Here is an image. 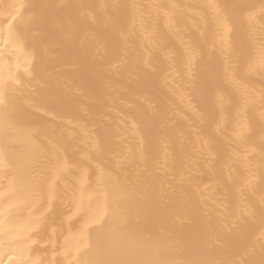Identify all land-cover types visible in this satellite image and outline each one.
Returning <instances> with one entry per match:
<instances>
[{"label": "bare ground", "instance_id": "1", "mask_svg": "<svg viewBox=\"0 0 264 264\" xmlns=\"http://www.w3.org/2000/svg\"><path fill=\"white\" fill-rule=\"evenodd\" d=\"M213 3L245 4L258 10L264 0H0V77L12 81L7 112L0 108V118L7 114L18 128L32 130L38 143H62L73 161L87 151L92 139H99L105 146L104 164L133 179L140 163L129 152L135 155L138 141L145 140L154 181L136 189L144 199L136 201V206L128 205V221L113 237L114 247L148 236L150 242H157L164 228L168 233L164 242L178 245L189 258L264 264V249L258 240L264 223L259 214L230 216V234H225L219 219L225 196L223 179L230 171L244 174L243 163L234 164L231 170L226 166L231 163L229 156L246 147L258 149L264 136V105L260 103L264 71L246 23L236 25L229 36L230 58L218 46L202 43L211 31L205 21L211 20L209 6ZM20 4L26 6L21 10L23 21L17 17L9 23L14 6ZM151 5L164 7H148ZM143 24L155 33V44L146 42ZM21 33L25 39L19 41ZM255 34H260L259 23ZM189 45L197 52L190 71L183 61ZM146 62L155 69L148 83L143 82ZM225 67L228 78L223 75ZM217 94L240 103L222 108L216 102ZM130 95L149 98L142 115L122 103ZM242 97L248 98L247 107ZM189 101L196 106L195 114L187 110ZM152 120L156 131L148 136L145 124ZM237 121L248 126L247 144L232 135ZM197 132L212 143L209 159L192 155L194 146H199ZM0 149L13 158H24L32 146L19 136L9 142L0 139ZM165 161L170 175L192 173L191 187L177 188L173 195L199 211L179 221L171 215L163 222L153 219L151 232H145L148 198L164 178L153 166ZM253 163L259 166L258 156ZM212 164L215 166L210 167ZM216 177L222 178L219 186ZM90 179L95 187L94 175ZM262 198L264 184L259 178L252 188L229 194L233 208H258ZM15 215L23 219L28 210L21 208ZM70 215L65 212L34 236L24 258L30 257L35 264H68L73 256L66 250L82 241L94 244V225L89 218L72 216L69 220ZM245 252L248 254L243 255ZM21 259L18 251L5 254L0 249L2 264H19Z\"/></svg>", "mask_w": 264, "mask_h": 264}, {"label": "snow or ice", "instance_id": "2", "mask_svg": "<svg viewBox=\"0 0 264 264\" xmlns=\"http://www.w3.org/2000/svg\"><path fill=\"white\" fill-rule=\"evenodd\" d=\"M152 8H163L162 5H151ZM213 10L210 21L211 31L205 35L202 43H211L213 48L217 46L220 50L231 57V42L229 36L234 27L240 23H246L252 29L253 46L255 56L258 58L259 67L264 71V3L258 10H252L253 6L245 4H216L209 6ZM25 5L14 6L11 21L24 17L22 9ZM260 24V34L257 37L255 28ZM145 40L149 44L156 43V35L149 31L148 25L143 24ZM25 39L23 33L18 37L19 41ZM8 41L5 40L4 44ZM2 50V48H0ZM197 59L196 49L189 45L184 49L183 61L190 71L194 61ZM155 69L149 62L145 63L143 70V82H150ZM224 78L230 76L228 67L224 69ZM12 85L11 80L0 77V108L7 112L8 91ZM216 102L223 108L225 104H239V100H231L223 95L217 94ZM245 107L249 100L242 97ZM122 103L126 104L130 111L136 115H142L149 98H140L130 95ZM260 103L264 105V90L260 92ZM196 106L189 101L187 110L195 114ZM264 119V112L261 113ZM223 122H221L222 124ZM220 124H218V127ZM166 127V125H165ZM148 136L155 131V121L145 124ZM179 131V129H177ZM232 135L241 143L247 144L250 137L248 126L237 121ZM19 136L28 139L32 146L31 152L24 158H13L6 150L0 149V174L3 182H0V249L7 251H18L22 259L19 264H35L30 258H24L28 242L33 237L44 231L50 223L63 216L65 212L77 218L87 217L94 225L95 243L81 242L73 250H66L67 255L73 256L68 264H249L245 259L234 261H204L189 258L176 244L165 243L164 237L167 230L161 228L158 233L160 237L157 242H150L151 236L130 240L121 246L114 247L113 237L120 232L128 221L129 207L136 206V201H143V197L136 191L141 185L154 181L149 171L148 158L146 155L147 144L143 138L137 143L135 155L129 152V156L139 161L140 167L134 173L133 179L128 174L121 175L118 169L110 168L103 162L105 146L99 139H92L87 151L73 161L68 155V149L59 142L42 140L37 142L36 134L30 129L18 128L5 114L0 118V139L9 142ZM199 146H194L193 156L209 159L212 152L211 141L200 138L196 133ZM259 157V166L253 161ZM215 159H219L217 156ZM231 163L226 166L231 170L236 163H243L244 174L232 175L231 171L226 179H223L225 196L219 205L221 216L219 217L225 234L232 232L229 217L240 213L241 215L256 216L259 214L264 223V198L261 199L257 208L255 205L236 208L231 207L229 194L233 191L243 192L252 188L257 179L264 184V136L261 137L259 148L246 147L242 152H234L228 158ZM193 163L195 161H192ZM212 164L210 167H214ZM163 173L158 188L148 198L150 206L145 207L149 223L143 231L151 232L150 221L158 219L164 221L169 215L179 221L188 214H195L199 209L190 202L174 196L177 188L191 187L193 175L190 171L184 173L169 174L167 161L164 164L157 163L153 166ZM78 174L74 180L68 177ZM94 175L93 182L90 177ZM217 185L221 184V177H216ZM27 209L28 215L23 219L15 214L19 209ZM55 231V229H54ZM258 240L264 249V227L261 228ZM22 245L17 249L14 246ZM245 252L243 255H247ZM2 264V260H0Z\"/></svg>", "mask_w": 264, "mask_h": 264}]
</instances>
